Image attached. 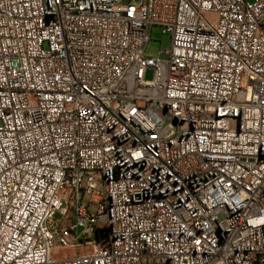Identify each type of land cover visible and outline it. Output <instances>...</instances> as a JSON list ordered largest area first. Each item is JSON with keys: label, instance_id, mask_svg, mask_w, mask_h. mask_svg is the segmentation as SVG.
Wrapping results in <instances>:
<instances>
[{"label": "built area", "instance_id": "2783aa9c", "mask_svg": "<svg viewBox=\"0 0 264 264\" xmlns=\"http://www.w3.org/2000/svg\"><path fill=\"white\" fill-rule=\"evenodd\" d=\"M0 264H264V0H0Z\"/></svg>", "mask_w": 264, "mask_h": 264}, {"label": "rangeland", "instance_id": "374dc122", "mask_svg": "<svg viewBox=\"0 0 264 264\" xmlns=\"http://www.w3.org/2000/svg\"><path fill=\"white\" fill-rule=\"evenodd\" d=\"M136 1H139V0H136ZM246 2L252 3L253 0H246ZM170 43H171L170 36L164 32V29L162 27L155 25L151 28L150 39H149V41L145 47L144 54L146 57L155 58V57H157L158 51L160 49L169 50ZM145 77L147 79H149L151 77V72L148 71L146 73ZM59 220H60V217L57 214L56 217L54 218V220H52L48 223V226L50 228L55 227L57 221H59ZM55 244H57V243L55 242ZM90 250L91 249L89 247L77 249V250L60 249L58 251V253L55 254V257L58 259L73 257L76 254L80 255V254H82L84 252H88Z\"/></svg>", "mask_w": 264, "mask_h": 264}, {"label": "bare ground", "instance_id": "6f19581e", "mask_svg": "<svg viewBox=\"0 0 264 264\" xmlns=\"http://www.w3.org/2000/svg\"><path fill=\"white\" fill-rule=\"evenodd\" d=\"M146 123H155V116H146Z\"/></svg>", "mask_w": 264, "mask_h": 264}, {"label": "water", "instance_id": "95a60500", "mask_svg": "<svg viewBox=\"0 0 264 264\" xmlns=\"http://www.w3.org/2000/svg\"><path fill=\"white\" fill-rule=\"evenodd\" d=\"M99 238H100V236H99Z\"/></svg>", "mask_w": 264, "mask_h": 264}]
</instances>
